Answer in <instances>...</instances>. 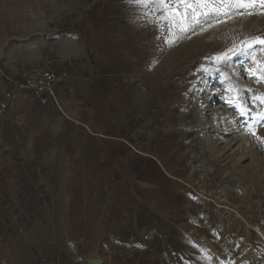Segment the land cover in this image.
<instances>
[{
  "label": "rangeland",
  "instance_id": "obj_1",
  "mask_svg": "<svg viewBox=\"0 0 264 264\" xmlns=\"http://www.w3.org/2000/svg\"><path fill=\"white\" fill-rule=\"evenodd\" d=\"M105 1L0 0V77L28 69L35 41L69 34ZM212 8L199 23L190 16V29L171 45L138 8L148 57L164 71L172 102L178 92L182 100L183 180L193 198L182 227L149 250L82 251L52 219L50 188L11 183L0 155V264H264V121L256 122L264 113V44L254 40L264 39V6L214 0Z\"/></svg>",
  "mask_w": 264,
  "mask_h": 264
},
{
  "label": "crops",
  "instance_id": "obj_2",
  "mask_svg": "<svg viewBox=\"0 0 264 264\" xmlns=\"http://www.w3.org/2000/svg\"><path fill=\"white\" fill-rule=\"evenodd\" d=\"M108 1L85 10L69 34L35 41L24 70L68 78L53 87L56 104L15 96L0 119V155L11 183L50 188L52 219L80 250H149L176 234L193 199L182 100L178 92L172 102L148 57L138 8ZM5 89L0 77V100Z\"/></svg>",
  "mask_w": 264,
  "mask_h": 264
},
{
  "label": "snow or ice",
  "instance_id": "obj_3",
  "mask_svg": "<svg viewBox=\"0 0 264 264\" xmlns=\"http://www.w3.org/2000/svg\"><path fill=\"white\" fill-rule=\"evenodd\" d=\"M127 2L136 5L142 13V18H146L148 23L154 24L162 32H167L165 43L169 45L175 43V40L179 38V33L190 29L188 23L190 16L194 14L196 22L199 23L201 16H207L211 11L218 10L212 8L214 0H127ZM234 2L243 5L246 0H234ZM248 2L255 3L257 0H248ZM258 2L264 6V0H258ZM199 8H206L208 11L200 12ZM254 40L264 44V39L260 37ZM261 71H264V68H261ZM261 99L264 102V98ZM261 121H264V113L259 115L256 122ZM252 134L256 135L255 132ZM256 138L261 139L259 136Z\"/></svg>",
  "mask_w": 264,
  "mask_h": 264
},
{
  "label": "built area",
  "instance_id": "obj_4",
  "mask_svg": "<svg viewBox=\"0 0 264 264\" xmlns=\"http://www.w3.org/2000/svg\"><path fill=\"white\" fill-rule=\"evenodd\" d=\"M68 78L67 73H56L52 70L29 69L23 70L16 75L2 73V79L6 82L0 100V119L12 106L18 93H33L38 96V101L45 104L51 99L55 104L53 87Z\"/></svg>",
  "mask_w": 264,
  "mask_h": 264
},
{
  "label": "water",
  "instance_id": "obj_5",
  "mask_svg": "<svg viewBox=\"0 0 264 264\" xmlns=\"http://www.w3.org/2000/svg\"><path fill=\"white\" fill-rule=\"evenodd\" d=\"M100 263H101L100 259H92L90 261V264H100Z\"/></svg>",
  "mask_w": 264,
  "mask_h": 264
},
{
  "label": "bare ground",
  "instance_id": "obj_6",
  "mask_svg": "<svg viewBox=\"0 0 264 264\" xmlns=\"http://www.w3.org/2000/svg\"><path fill=\"white\" fill-rule=\"evenodd\" d=\"M222 191H223V189H222Z\"/></svg>",
  "mask_w": 264,
  "mask_h": 264
}]
</instances>
